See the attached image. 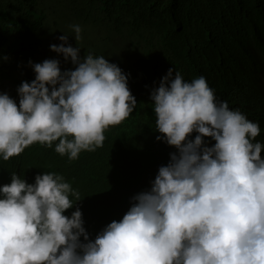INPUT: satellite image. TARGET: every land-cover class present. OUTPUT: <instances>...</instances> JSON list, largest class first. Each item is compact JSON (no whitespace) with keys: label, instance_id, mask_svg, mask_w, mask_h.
Returning <instances> with one entry per match:
<instances>
[{"label":"clouds","instance_id":"9594fccd","mask_svg":"<svg viewBox=\"0 0 264 264\" xmlns=\"http://www.w3.org/2000/svg\"><path fill=\"white\" fill-rule=\"evenodd\" d=\"M75 40L81 27L72 25ZM63 43L50 49L76 65L61 72L57 59L29 63L30 83L17 88L19 105L0 93V158L33 143L76 159L94 151L104 131L129 117L137 101L127 75L104 56ZM50 86V87H49ZM155 129L175 146L149 191L119 221L89 234L78 197L54 172L34 183L12 172L0 186V264H264V143L261 125L218 101L203 76L186 81L169 68L151 92ZM195 132L194 139L190 135ZM71 137V139H69ZM215 143L207 146L204 138ZM80 199H77V201ZM84 241L81 242L80 237Z\"/></svg>","mask_w":264,"mask_h":264},{"label":"trees","instance_id":"16d2710c","mask_svg":"<svg viewBox=\"0 0 264 264\" xmlns=\"http://www.w3.org/2000/svg\"><path fill=\"white\" fill-rule=\"evenodd\" d=\"M74 24L81 27L79 40ZM61 35L68 36L65 46L80 48V58L115 63L127 75L136 108L105 129L102 146L76 159L57 153L58 141L0 158V186L11 182L12 172L30 184L44 172L63 176L78 193L69 194L75 204L64 214L79 208L90 240L96 228L121 220L132 198L149 191L159 167L178 154L157 140L162 134L150 99L169 68L189 82L203 76L218 101L260 123L256 140L264 143V0H0V93L19 105L18 86L35 79L29 61L57 59L61 72L75 70L70 58L50 49L63 43Z\"/></svg>","mask_w":264,"mask_h":264},{"label":"rangeland","instance_id":"374dc122","mask_svg":"<svg viewBox=\"0 0 264 264\" xmlns=\"http://www.w3.org/2000/svg\"><path fill=\"white\" fill-rule=\"evenodd\" d=\"M87 43L89 44V47H91L93 45L89 40Z\"/></svg>","mask_w":264,"mask_h":264}]
</instances>
